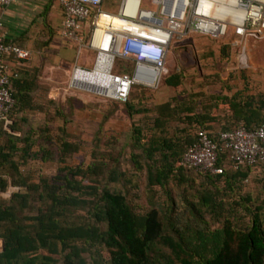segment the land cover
Masks as SVG:
<instances>
[{"label":"trees","instance_id":"1","mask_svg":"<svg viewBox=\"0 0 264 264\" xmlns=\"http://www.w3.org/2000/svg\"><path fill=\"white\" fill-rule=\"evenodd\" d=\"M179 78V73L173 72L164 74L161 80L179 93L182 90ZM175 96L155 106L145 124L132 126L134 143L143 145L142 150L152 161L146 166L148 185L161 186L173 167L201 176L215 192L222 191V187L231 190L232 186H242L252 170L264 172L261 164L232 168L224 149L219 151L223 167L220 174L194 172L181 164L182 152L194 142L198 130L205 131L221 145L219 132L239 125L246 129L264 126V92L254 93L243 85L228 96L214 97L215 102L220 101L226 107L225 122L218 131L208 126L214 116L194 112L192 105H182L181 109L170 106ZM128 101L129 96L119 103L124 104L129 116L145 111ZM13 109L14 105L9 118ZM56 114L60 116L59 109L46 116V122ZM170 120H183L194 127L191 132L183 128L181 140L174 135L165 136V124ZM50 129L48 125L37 127V131L28 129L18 139L21 145L11 147L25 169L19 172L14 165L11 183L19 190L7 200H0V264H264V213L259 212V206H254L253 211L244 206L249 219L243 222L242 215L235 212L242 201L249 200L247 196L240 198L241 201L230 198L227 202L224 197L215 199L210 192H205L199 205L211 214L218 226L191 227L187 236L171 226L172 232H176L174 237L165 233L154 207L136 213L122 192L108 187V182L116 181L123 172L110 169L102 182L94 178L87 180L90 175L101 176L104 172L105 162L97 158L92 157L84 167L60 166L61 174L33 179L31 165H26L28 161L44 163L56 149V161L61 164L65 154L78 150V145L62 137L58 143H50L51 137L46 135ZM58 130L63 132L62 127ZM35 132L44 134L37 139L38 143L33 139ZM31 203L35 205L34 211L26 213L32 208ZM78 209H84L85 215L74 218ZM194 211L199 220L203 211L199 208ZM157 243L169 252L156 254Z\"/></svg>","mask_w":264,"mask_h":264},{"label":"rangeland","instance_id":"2","mask_svg":"<svg viewBox=\"0 0 264 264\" xmlns=\"http://www.w3.org/2000/svg\"><path fill=\"white\" fill-rule=\"evenodd\" d=\"M118 5L119 0H103L101 9L116 14ZM139 7L150 10L156 8L149 0H140ZM93 55V51L81 47L79 57H85V70L90 69ZM114 65L115 69L129 72V62L115 60ZM165 68V74L179 73L182 90L176 93L163 80L159 81L156 88L133 85L128 102L135 108H144L145 111L131 116L126 113L124 104L103 98L86 89L66 86L65 100L58 105L60 116L56 114L53 118H48L51 129L46 135L51 137L52 144L58 143V138L62 137L63 140L78 145V150L65 154L61 164L56 161V149H53L55 151L51 159L44 163L33 160L35 164L30 167L31 177L50 178L61 174L58 171L60 166L84 167L92 157L97 158L105 162L104 172L101 176L90 175L87 180L94 178L102 182L110 169L123 172L122 176H117L116 181L108 182V187L122 192L136 213L141 214L154 207L161 218L165 233L174 237L176 232H172L171 226L183 236L190 234L188 229L191 227L218 226L211 214L199 205L202 194L207 191L215 199L224 197L227 202L230 198L241 201L240 198L247 196L249 200L242 201L235 211L242 215L240 220L243 222L249 219L244 206L251 211L254 206H259V212L263 214L264 172L260 170L249 172L247 181L242 186H232L231 190L229 187H222V191L217 192L201 176L177 171L175 167L161 186L148 185L146 166L152 161L142 150L143 145L134 143V134L131 131L133 125L140 122L142 124L152 117L155 106L170 101L175 94L176 99L171 100L170 106L181 109L182 105H192L194 112L203 111L214 116V120L208 122L211 130L221 129L225 122L226 107L220 101L215 102L214 97L228 96L235 90H240L243 85L251 92H264V37L259 40H240L229 31L220 37L191 34L171 43L165 58ZM71 69L72 67L69 76ZM182 115L180 112L179 116ZM57 126L62 127L63 132ZM193 127V124H186L183 120H170L165 124V136L174 135L181 140L184 133L181 130L185 128L187 132H191ZM32 135L38 143L40 141L37 139L44 134L35 132ZM31 204L32 208L26 210V213L34 211L35 205ZM195 208L203 211L201 220L196 218ZM82 215H85L84 209H78L74 218ZM155 247L156 254L169 252L159 243Z\"/></svg>","mask_w":264,"mask_h":264},{"label":"built area","instance_id":"3","mask_svg":"<svg viewBox=\"0 0 264 264\" xmlns=\"http://www.w3.org/2000/svg\"><path fill=\"white\" fill-rule=\"evenodd\" d=\"M15 1L0 0V7ZM102 2L58 0L62 16L58 34L94 53L90 69L72 67L67 87L117 102L128 98L133 85L156 88L166 73L171 43L181 38L191 34L220 37L228 31L240 40L264 37V0H149L156 6L154 10L140 8L137 0L131 14L124 11L128 0H119L116 14L102 10ZM4 54L18 60L30 58L27 49L4 41L0 21V120L8 124L14 100ZM115 60L129 62V72L115 69ZM77 71L93 72L98 84L92 87L77 80ZM218 141L221 145L205 131H196L194 142L182 152L181 164L194 172L220 174L219 151L224 149L232 168L264 166V126L246 129L239 125L219 132Z\"/></svg>","mask_w":264,"mask_h":264},{"label":"crops","instance_id":"4","mask_svg":"<svg viewBox=\"0 0 264 264\" xmlns=\"http://www.w3.org/2000/svg\"><path fill=\"white\" fill-rule=\"evenodd\" d=\"M61 17L58 0H16L0 7L4 41L30 52L27 60L3 55L14 109L8 124L0 120V200H7L19 190L11 183L14 165L19 172L25 169L12 152V145L19 147L18 139L28 129L37 131V127L49 126L45 117L53 115L65 100L70 68H86L85 57H79L81 47L86 49L83 44L58 34Z\"/></svg>","mask_w":264,"mask_h":264},{"label":"bare ground","instance_id":"5","mask_svg":"<svg viewBox=\"0 0 264 264\" xmlns=\"http://www.w3.org/2000/svg\"><path fill=\"white\" fill-rule=\"evenodd\" d=\"M137 0H128L126 6H125V13H133V10L135 8V4H136ZM111 21L116 22L115 20L117 19L115 16H111ZM75 78H77V80H80L82 82H84V84L89 85V86H96L98 84V82L96 81V79L94 78V73L93 72H89V73H85L83 71H77L75 73Z\"/></svg>","mask_w":264,"mask_h":264}]
</instances>
